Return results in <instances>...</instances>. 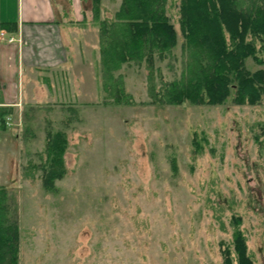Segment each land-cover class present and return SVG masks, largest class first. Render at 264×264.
Wrapping results in <instances>:
<instances>
[{"label": "rangeland", "instance_id": "374dc122", "mask_svg": "<svg viewBox=\"0 0 264 264\" xmlns=\"http://www.w3.org/2000/svg\"><path fill=\"white\" fill-rule=\"evenodd\" d=\"M120 3L103 0L100 19L113 18ZM86 8L72 30L86 64L58 73L50 103L23 112L31 124L10 116L0 130V186L17 208L19 264H223L225 248L235 255L236 228L253 264H264V98L152 100L150 85L183 69L180 0H168L178 36L172 55L153 68L130 63L114 72L110 83L129 97L114 102L93 52L100 46L91 0ZM246 66L264 69L251 58ZM48 131L68 140L66 174L51 190L41 169Z\"/></svg>", "mask_w": 264, "mask_h": 264}, {"label": "trees", "instance_id": "16d2710c", "mask_svg": "<svg viewBox=\"0 0 264 264\" xmlns=\"http://www.w3.org/2000/svg\"><path fill=\"white\" fill-rule=\"evenodd\" d=\"M93 20L98 21L99 71L107 76L104 91L118 104L129 102L123 88L112 84L113 73L124 64L145 63L153 68L168 59L178 43L167 14L168 0H121L111 19H100L101 0H91ZM182 72L179 78L150 85V97L162 105H222L229 98L237 105H256L264 98V69L251 72L249 58L264 66V0H180ZM15 33L14 22H1L0 32ZM12 111L0 107V130L7 126ZM46 160L42 180L51 190L66 174L63 131L46 135ZM233 222L238 225L240 218ZM235 255L224 249L223 264H253L246 237L233 232ZM20 228L15 201L0 186V264H19Z\"/></svg>", "mask_w": 264, "mask_h": 264}, {"label": "crops", "instance_id": "0c3cea01", "mask_svg": "<svg viewBox=\"0 0 264 264\" xmlns=\"http://www.w3.org/2000/svg\"><path fill=\"white\" fill-rule=\"evenodd\" d=\"M86 3L87 0H0V23L14 22L18 26L15 33L0 32V107L11 109L19 125L34 121L32 115L24 116L23 112L32 108L34 112L44 102L50 103L48 98L53 97L59 72L68 73L71 67L86 64L75 45L77 31H72L86 20ZM93 52L100 61V50Z\"/></svg>", "mask_w": 264, "mask_h": 264}, {"label": "built area", "instance_id": "2783aa9c", "mask_svg": "<svg viewBox=\"0 0 264 264\" xmlns=\"http://www.w3.org/2000/svg\"><path fill=\"white\" fill-rule=\"evenodd\" d=\"M8 41H13V39L12 38H9V39H7Z\"/></svg>", "mask_w": 264, "mask_h": 264}]
</instances>
